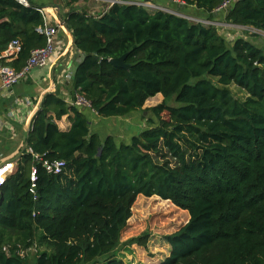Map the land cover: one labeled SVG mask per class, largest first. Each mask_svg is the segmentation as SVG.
Returning <instances> with one entry per match:
<instances>
[{"label":"trees","instance_id":"trees-1","mask_svg":"<svg viewBox=\"0 0 264 264\" xmlns=\"http://www.w3.org/2000/svg\"><path fill=\"white\" fill-rule=\"evenodd\" d=\"M179 1L204 12L176 8L190 17L264 32V0H233L227 11L216 9L229 0ZM40 7L0 0V52L20 40L9 62L17 70L46 43ZM63 19L84 56L69 82L73 100L45 94L0 187V264H26L15 246L3 249L5 236L16 232L29 247L36 231L45 248L33 264H126L113 252L140 195L188 213L164 236L168 254L156 264H264V45L242 36L229 44L217 25L133 4L70 10ZM121 56L128 68L110 63ZM76 93L103 118L139 111L157 94L176 105L151 107L146 127L116 144L90 129ZM63 116L65 130L56 124ZM57 160L60 172L47 171L43 161Z\"/></svg>","mask_w":264,"mask_h":264},{"label":"rangeland","instance_id":"rangeland-1","mask_svg":"<svg viewBox=\"0 0 264 264\" xmlns=\"http://www.w3.org/2000/svg\"><path fill=\"white\" fill-rule=\"evenodd\" d=\"M100 4L103 8L106 5V3ZM100 10L101 8L93 11L88 10V12L93 15V13ZM217 27L219 34H222L229 44L234 37L242 36L255 45H264L263 31L252 27L237 26L222 22H219ZM33 70H31L30 74ZM65 78L66 79L63 80L62 85L66 88L68 84L67 81L68 79H71V77L69 78L68 76ZM22 82L23 81H20L17 85ZM230 88L236 96L240 98L245 97V93L235 85L231 84ZM51 90H53V87H51ZM56 92L58 93L59 91L56 90ZM66 94L68 96V101H72L73 93L70 92L69 94ZM33 100H35V98ZM160 103L176 105L174 97L165 99L161 94H157L148 98L141 110L129 113L122 117H112L107 119L103 117L97 118L95 115L94 118L88 116L89 127L92 131H97L101 138L105 135H112L116 144L128 142L129 136L136 134L142 128L146 127V119L151 116L149 109ZM87 108H89V106L86 105L83 107V110ZM13 147L14 146L7 149L8 153H6L3 158H0V162L18 156V154L14 156L11 155ZM131 212L132 215L121 231L120 240L115 247L113 254H115L117 258L123 260L126 264L158 263L159 260H162L168 254L164 236L179 229L187 221L188 213L171 203L169 200L159 199L155 196L144 197L141 195L134 201ZM39 235L40 231H36L30 246L24 247V243L20 241V236L16 232L8 233L5 236L6 245L3 249L7 251L15 246L14 248H17L20 256L24 258L25 263L33 264L36 254L45 248L43 245L38 244ZM139 237L145 241L143 242V246L139 245L141 243L138 241H131L132 239Z\"/></svg>","mask_w":264,"mask_h":264},{"label":"crops","instance_id":"crops-1","mask_svg":"<svg viewBox=\"0 0 264 264\" xmlns=\"http://www.w3.org/2000/svg\"><path fill=\"white\" fill-rule=\"evenodd\" d=\"M37 5H43L44 20L49 25L56 26L58 28V37L62 40V46L59 50L55 51L50 57L48 63L41 68H34L33 72L19 85L14 87L8 93H1L0 95V155L1 158L8 153L7 149L12 146L11 155L14 156L22 152V148L26 143V137L28 133V126L32 122V117L37 112L39 102L48 92L59 91L65 102L68 101L66 93H70L71 85L67 81V87L63 86V80L68 75L73 74L76 63L81 60V54L75 49L74 44L70 37V32L66 28L64 23V15L70 10H84L88 14L89 11L99 10L93 14L103 12L108 8V0H80L76 3L67 5V0H30ZM151 3L163 6L167 10H174L178 8L181 11H185L188 14L197 13L204 15V12L197 8L185 5L178 0H149ZM100 3H106L103 6ZM41 8V7H40ZM219 12H215L214 15L218 19ZM17 39V38H16ZM70 76V77H71ZM69 77V78H70ZM53 87V90H51ZM58 94V93H57ZM64 94V95H63ZM35 100H33L34 98ZM25 98L31 99V104L25 105ZM13 108L19 114L15 116H6V110ZM86 117L99 118V116L91 109H85ZM109 119V118H107ZM56 124L59 129L65 130L69 126V119L67 116H63L56 120ZM10 152V151H9ZM16 156V157H18ZM15 157V158H16ZM13 158V159H15ZM9 160V159H7Z\"/></svg>","mask_w":264,"mask_h":264},{"label":"built area","instance_id":"built-area-1","mask_svg":"<svg viewBox=\"0 0 264 264\" xmlns=\"http://www.w3.org/2000/svg\"><path fill=\"white\" fill-rule=\"evenodd\" d=\"M17 1L25 6L28 5V0H17ZM232 1L233 0L223 2L221 6L218 9H216V11L218 10L227 11ZM179 2L183 3L182 1ZM113 4H123V5L133 4V5L143 6L148 9L163 10L182 18H187L195 22H200L204 25H209V24L217 25L219 23L213 20H208L206 18L201 19V18L190 17L188 15L183 14L177 9L167 10L163 6L151 3L149 0H108V7ZM38 11L43 18V25L38 29V31L45 36L46 43L43 47L35 48L31 50L28 59L19 70L11 66L9 62H11L19 55L21 51L20 40L13 39L6 45V47L0 52V95L3 92L5 93L10 92L13 89V87L17 85L20 81H24L30 75L31 70H33L34 68H41L45 66L48 63L52 54L55 53V51L59 50L60 47L62 46V40L58 37V28L56 26L49 25L46 22V20H44L43 8H38ZM68 76L70 77L71 75ZM75 96L76 99L74 100V105L78 107H84L86 105L89 106V103L84 99V97H82L77 93ZM30 102L31 99L25 98L24 100L25 105L31 104ZM13 114H15V116L19 115L17 111L13 110V108H8L6 110V116H12ZM31 125L32 124L30 123V125L28 126V131L31 128ZM27 150L29 153L33 155L34 158L37 157V155L34 154L30 148H28ZM17 158L3 160L0 162V187L5 182L6 178L15 171ZM43 165L45 166L47 171L53 172L54 174H58L60 172L61 167L63 166V162L61 160L53 161L51 163H48L47 161H43ZM35 180H36V170L35 168H32L30 172V182H31L30 192H32L33 195L35 194L34 192Z\"/></svg>","mask_w":264,"mask_h":264},{"label":"water","instance_id":"water-1","mask_svg":"<svg viewBox=\"0 0 264 264\" xmlns=\"http://www.w3.org/2000/svg\"><path fill=\"white\" fill-rule=\"evenodd\" d=\"M74 40H73V38H72V42H73ZM83 55L81 56V59H83ZM110 63L111 64H113L114 66H116V67H119V68H128L129 66L127 65V64H125L124 63V56H121V57H117V58H112V59H110ZM48 93H50V92H48ZM53 93V92H52ZM47 94V93H46ZM44 97V96H43ZM42 102H43V98L41 99V101L39 102V105H38V109H37V111L41 108V106H42ZM27 135H28V133H27ZM26 144L27 143H25V145H24V147L22 148V151L25 149V147H26ZM2 201H3V198H2V196H0V204L2 203Z\"/></svg>","mask_w":264,"mask_h":264},{"label":"clouds","instance_id":"clouds-1","mask_svg":"<svg viewBox=\"0 0 264 264\" xmlns=\"http://www.w3.org/2000/svg\"><path fill=\"white\" fill-rule=\"evenodd\" d=\"M72 77V76H71Z\"/></svg>","mask_w":264,"mask_h":264}]
</instances>
